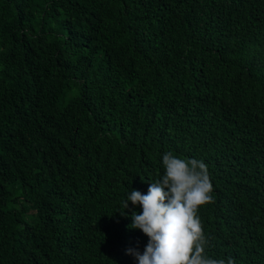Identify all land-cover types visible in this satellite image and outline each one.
<instances>
[{"label":"trees","instance_id":"trees-1","mask_svg":"<svg viewBox=\"0 0 264 264\" xmlns=\"http://www.w3.org/2000/svg\"><path fill=\"white\" fill-rule=\"evenodd\" d=\"M169 151L208 254L264 264V0H0V264H137Z\"/></svg>","mask_w":264,"mask_h":264},{"label":"clouds","instance_id":"clouds-1","mask_svg":"<svg viewBox=\"0 0 264 264\" xmlns=\"http://www.w3.org/2000/svg\"><path fill=\"white\" fill-rule=\"evenodd\" d=\"M162 167L163 175L148 183L147 194L133 189L122 202L123 210L129 202L140 206L128 227L148 237L142 253L130 248L126 254L137 264H235L231 257L208 254L209 240L198 215L201 206L215 202L207 165L169 151L162 156Z\"/></svg>","mask_w":264,"mask_h":264}]
</instances>
